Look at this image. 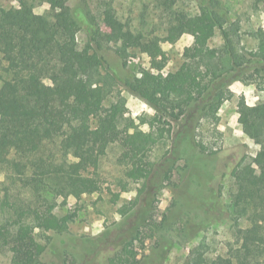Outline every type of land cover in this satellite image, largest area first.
I'll use <instances>...</instances> for the list:
<instances>
[{
  "label": "trees",
  "instance_id": "16d2710c",
  "mask_svg": "<svg viewBox=\"0 0 264 264\" xmlns=\"http://www.w3.org/2000/svg\"><path fill=\"white\" fill-rule=\"evenodd\" d=\"M68 1L54 0L46 13L35 12L30 0L0 6V231L13 264H42L44 247L36 229H69L75 212L60 215L57 209L70 196L102 189L104 159L118 145L123 189L131 182L143 181V186L137 206L126 215L127 232L133 236L125 238L106 264H135L129 245L135 231L152 223L162 178L159 162L150 158L159 140L127 115L124 95L117 92L109 105L106 99L122 85L155 110L171 140L164 163L175 161L179 148L210 151L197 130L204 120H219V109L234 95V82L249 84L264 73V28L245 30L221 0H195L188 10L181 0H145L137 22L120 16L118 0H94V7L86 0L90 31L80 46L81 23ZM153 17L157 22L152 25ZM217 32L222 43L213 47L209 41ZM185 33L194 41L184 48L180 67L165 75L168 58L162 43L173 44ZM245 36L256 41L254 48L245 45ZM108 48L124 66L133 50L146 53L151 68L121 77L106 67L103 51ZM240 112L244 134L260 144L253 161L234 167V148L211 150L219 174L234 178L235 189L224 209L235 239L216 255L201 241L184 264H264V100L244 104ZM220 193L221 186L212 187L209 208L222 209ZM191 230L188 239H193Z\"/></svg>",
  "mask_w": 264,
  "mask_h": 264
},
{
  "label": "rangeland",
  "instance_id": "374dc122",
  "mask_svg": "<svg viewBox=\"0 0 264 264\" xmlns=\"http://www.w3.org/2000/svg\"><path fill=\"white\" fill-rule=\"evenodd\" d=\"M30 1L35 5V12L46 13L54 0ZM85 1H68L81 23L78 33L80 46L84 45L90 31L84 14ZM144 1L118 0L116 6L121 17H131L137 22ZM221 2L230 18L240 19L245 30L252 27L264 28V0ZM18 5L19 0H0V6L6 8ZM90 5L94 7L95 1L90 0ZM193 5L195 0H181L180 6L188 10ZM156 22L157 17H153L151 24ZM193 41L194 36L185 33L173 44L162 43L168 58L162 69L165 75L180 67L183 62L182 52ZM209 43L213 47L219 46L222 43L220 33L217 32ZM244 43L249 48L256 46V41L247 36ZM103 53L107 60L106 67L124 78L138 74L142 68H151V58L139 50L132 51L126 66L112 48L105 49ZM231 90L234 95L219 109V120H204L197 130V138L209 146L210 151H202L198 146H192L187 151L185 148L180 151L179 148L178 155L173 159L175 161L167 163H164V157L170 152V135L164 125L156 121L155 110L122 85H116L114 94L106 99L105 105H109L115 100L117 92L124 95L127 115L135 120L142 132H153L159 140L150 153V158L159 162L162 178L153 202L152 225H143L138 231L134 230L135 237L129 245L136 256L135 264H184L190 249L201 241L209 244V253L214 255L227 251L229 243L234 241L232 219L226 217L224 209V205H229L231 193L235 189L234 178L230 173L219 174L218 160L212 151L234 148L235 151L230 156L234 167L239 162L253 161L260 144L244 134L240 110L244 104L252 105L264 100V73L258 74L255 81L249 84L234 82ZM120 152V146L114 145L104 159L101 190H93L79 198L70 196L68 204L57 209L60 215L67 212L76 214L67 231L58 233L36 229V239L44 247L42 264H106L108 256L120 251L125 238L133 236L127 232L126 215L137 206L143 181L131 182L129 189H123L120 183L121 177H124L123 167L117 162ZM218 186H221V210L218 207L211 209V204L207 203L212 187ZM199 222L205 225L196 229L194 226ZM160 225L162 227L158 232L157 227ZM190 230L194 234L193 239L187 238ZM3 238L0 231V264H13V253L3 242Z\"/></svg>",
  "mask_w": 264,
  "mask_h": 264
}]
</instances>
